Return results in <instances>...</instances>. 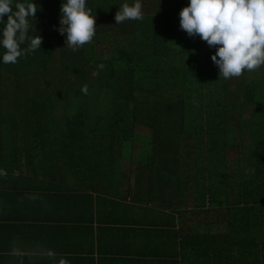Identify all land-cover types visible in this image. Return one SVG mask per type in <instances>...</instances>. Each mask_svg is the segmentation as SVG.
I'll return each mask as SVG.
<instances>
[{
	"label": "trees",
	"instance_id": "16d2710c",
	"mask_svg": "<svg viewBox=\"0 0 264 264\" xmlns=\"http://www.w3.org/2000/svg\"><path fill=\"white\" fill-rule=\"evenodd\" d=\"M34 2L40 8L30 35L43 37L41 48L5 64L0 47L2 150L55 167L72 161L66 170L78 176L67 186L91 188L94 165L97 191L114 190L107 173H116L117 159L141 153L145 162L167 165L173 158L176 167L167 169L179 182L172 184L189 187L188 170L203 204L206 196L217 203L218 176L233 160H264V66L219 78L216 48L180 28L190 0H141L143 19L120 24L116 12L135 0H86L96 33L75 51L58 30L64 0Z\"/></svg>",
	"mask_w": 264,
	"mask_h": 264
},
{
	"label": "crops",
	"instance_id": "0c3cea01",
	"mask_svg": "<svg viewBox=\"0 0 264 264\" xmlns=\"http://www.w3.org/2000/svg\"><path fill=\"white\" fill-rule=\"evenodd\" d=\"M116 161V173H107L114 190L97 191L94 165L91 188L67 186L78 176L66 170L72 161L55 167L0 144V264H264L262 158L225 166L216 204L197 199L188 170L189 187L172 184L173 158L160 165L133 153ZM13 241L34 254L12 255Z\"/></svg>",
	"mask_w": 264,
	"mask_h": 264
},
{
	"label": "clouds",
	"instance_id": "9594fccd",
	"mask_svg": "<svg viewBox=\"0 0 264 264\" xmlns=\"http://www.w3.org/2000/svg\"><path fill=\"white\" fill-rule=\"evenodd\" d=\"M39 8L34 0L14 5L13 0H0V23H4L0 36V47L5 50L3 63L15 64L21 56L41 48L43 37L30 35L34 31L31 20L36 19ZM91 11L86 8V0H64L61 4L58 30L67 34L66 47L73 51L94 39L96 18ZM179 15L183 31L216 48L211 59L219 68V78H239L245 70L253 72L264 66V0H190ZM143 16L141 0H135L120 6L115 21L120 24L142 20ZM11 254L31 256L34 252L13 241ZM44 254L53 260L56 256L51 249H46Z\"/></svg>",
	"mask_w": 264,
	"mask_h": 264
},
{
	"label": "rangeland",
	"instance_id": "374dc122",
	"mask_svg": "<svg viewBox=\"0 0 264 264\" xmlns=\"http://www.w3.org/2000/svg\"><path fill=\"white\" fill-rule=\"evenodd\" d=\"M139 130H140V133H142V134H149L150 133V131L147 128L139 129Z\"/></svg>",
	"mask_w": 264,
	"mask_h": 264
}]
</instances>
